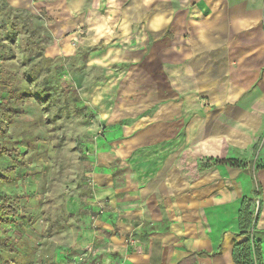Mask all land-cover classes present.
I'll return each mask as SVG.
<instances>
[{"label":"crops","instance_id":"0c3cea01","mask_svg":"<svg viewBox=\"0 0 264 264\" xmlns=\"http://www.w3.org/2000/svg\"><path fill=\"white\" fill-rule=\"evenodd\" d=\"M27 1L6 0L35 5ZM62 8L91 14V29L105 30L100 63L129 67L94 97L109 107L99 104L89 145L93 187L76 244L66 227L52 232L62 235L50 262L235 264V246L254 236L264 264V0H64ZM58 206L63 225L70 206L63 198Z\"/></svg>","mask_w":264,"mask_h":264},{"label":"rangeland","instance_id":"374dc122","mask_svg":"<svg viewBox=\"0 0 264 264\" xmlns=\"http://www.w3.org/2000/svg\"><path fill=\"white\" fill-rule=\"evenodd\" d=\"M33 2L30 9H16L0 0V122H6L0 202L16 209L3 218L8 209L0 203V226L10 223L0 227V264H52L49 255H56L62 234L50 235L63 226L69 246L76 244L72 233L82 225L83 199L93 187L89 145L98 136V106L109 107L108 97L95 98L99 89L107 92L111 73L129 67L99 62L105 49L100 42L108 35L91 29V14L64 15V0ZM61 198L70 206L63 225ZM88 252L86 261L93 256ZM75 263L67 256V264Z\"/></svg>","mask_w":264,"mask_h":264},{"label":"trees","instance_id":"16d2710c","mask_svg":"<svg viewBox=\"0 0 264 264\" xmlns=\"http://www.w3.org/2000/svg\"><path fill=\"white\" fill-rule=\"evenodd\" d=\"M5 129L6 125L0 124V135L5 133ZM7 209H9L6 212L8 215L16 213V209L12 206H7ZM233 261L235 264H263L259 239L253 236L246 243L236 245L233 251Z\"/></svg>","mask_w":264,"mask_h":264},{"label":"built area","instance_id":"2783aa9c","mask_svg":"<svg viewBox=\"0 0 264 264\" xmlns=\"http://www.w3.org/2000/svg\"><path fill=\"white\" fill-rule=\"evenodd\" d=\"M128 244L129 246H133V247L135 246L136 242L132 236L129 238Z\"/></svg>","mask_w":264,"mask_h":264}]
</instances>
